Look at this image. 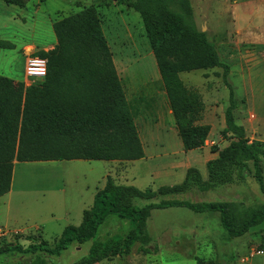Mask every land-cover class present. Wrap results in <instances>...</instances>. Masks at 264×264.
Returning a JSON list of instances; mask_svg holds the SVG:
<instances>
[{
  "label": "rangeland",
  "instance_id": "1",
  "mask_svg": "<svg viewBox=\"0 0 264 264\" xmlns=\"http://www.w3.org/2000/svg\"><path fill=\"white\" fill-rule=\"evenodd\" d=\"M122 1L130 0H24L23 7L0 1V41L12 45L0 46L1 76L23 82L26 55L54 47L53 22L92 5L100 15L101 28L128 102L137 112L150 114L148 124L139 115L137 125L141 134L145 136L151 126L164 128L153 135L156 141L151 142L152 152L157 155L154 166L139 161L100 160L15 163L11 192L0 197V226H5L7 231L0 238V247L15 244L17 235L40 236L53 244L64 227L80 224L83 210L92 205L95 191L103 187L107 176L118 184L153 191L160 186L179 184L185 177L178 168L161 176L156 174L162 165L183 163L178 153L181 140L177 134L171 135L173 129L176 132L172 128L173 117L162 93V83L141 17ZM190 5L196 28L206 34L224 65L179 74L184 85L198 91L202 97L204 111L197 123L210 126L207 146L211 152L212 147L220 150L231 142L229 135L221 134L231 94L237 124L246 115V110L264 115V0H190ZM25 45L28 46L25 48ZM253 113L250 121L254 120ZM254 128H250V133ZM251 136L262 142L263 137L258 131L255 135L250 134L249 142L253 141ZM261 163L264 169V160ZM196 166L206 179L205 165L196 163ZM246 180V185L223 186L206 192L193 190L160 196L152 201L179 199L221 205L230 201L264 203V196L252 175L246 174ZM148 203L145 199L134 200L137 207ZM201 224L211 238L203 236L189 240L190 232ZM147 229L152 252H133L122 260L113 257L99 264H196L197 259H202L204 264H234L237 260L252 259L253 255L261 254L259 251L264 252L258 247L264 237V221L240 237H231L222 228L217 211L195 213L185 207L153 209ZM128 230L127 220L111 215L98 227L94 240L122 237ZM237 239L242 240L231 242ZM20 243L28 244L26 240H20ZM91 243L90 240L71 244L58 257V264H70L86 255ZM235 246L246 249L245 253L239 256ZM27 257L17 252L4 254L0 256V264H13ZM253 260L264 264V256L256 255Z\"/></svg>",
  "mask_w": 264,
  "mask_h": 264
},
{
  "label": "trees",
  "instance_id": "2",
  "mask_svg": "<svg viewBox=\"0 0 264 264\" xmlns=\"http://www.w3.org/2000/svg\"><path fill=\"white\" fill-rule=\"evenodd\" d=\"M24 6V0H0ZM125 6L139 13L149 47L165 92L167 104L183 150L201 148L210 126L198 124L204 111L201 95L187 88L179 74L224 66L215 46L198 30L192 19L190 0H130ZM56 44L33 56L46 60V75L36 84L25 85L0 75V197L11 188L14 162L34 161H135L144 156L135 125L133 107L101 28L95 6L83 7L52 24ZM0 46H12L0 41ZM235 106L224 112L222 136L231 142L206 162L207 178L190 167L183 181L157 190H141L118 184L107 176L95 191L92 205L83 210L79 225L64 227L53 244L40 236L15 237V244L0 247V256L17 252L28 255L13 264H58V257L71 244L92 241L86 255L70 264H96L111 258L122 260L133 252H152L147 220L153 209L185 207L195 213L217 211L222 228L240 237L264 221V203H192L184 200H152L193 190L213 191L229 185H246L251 174L264 196V144L249 142L244 128L235 122ZM149 201L137 207L134 200ZM114 215L127 220L129 230L122 237L94 240L98 227ZM26 240V246L20 243ZM259 250H264V237ZM154 251L156 249L154 248ZM57 259V260H56ZM196 264H204L197 259Z\"/></svg>",
  "mask_w": 264,
  "mask_h": 264
},
{
  "label": "crops",
  "instance_id": "3",
  "mask_svg": "<svg viewBox=\"0 0 264 264\" xmlns=\"http://www.w3.org/2000/svg\"><path fill=\"white\" fill-rule=\"evenodd\" d=\"M26 46H28V45H25V48H26ZM42 49H44V48H42ZM28 56H30V55L27 54L26 55V58ZM26 58H25V60H26ZM115 68L117 70V67L116 66H115ZM23 82H25V80ZM162 93L165 96V92L163 91V88H162ZM165 99H166V96H165ZM166 102H167V100H166ZM133 111L135 113V125L137 127L139 139L141 141V144H142V147H143V151H144V156L141 159L135 160V161H139L141 163H145L146 165H149V166H154L156 164L155 158L157 157V155H154L153 152H152L154 150H152L153 149L152 148L153 146L150 147L151 146V142H155L156 141V139L153 137V135L156 132H159L161 130H164V128H162L159 125L151 126V127H148L147 128L148 131L145 134V136L142 135L141 132H140V129L138 128L137 120H138V118H140L139 115L141 114L142 115V117H141L142 118V121L143 122H146V121L149 120L150 114L148 112H146V111H144L143 113L137 112V109L136 108H133ZM246 111H247L246 112V115L240 121L238 120V122H240L239 124L242 125L243 128L245 129L247 138H249L250 134L251 135L252 134L255 135L257 133V131H258V134L263 137L261 139V141L264 142V115H259L258 116L256 114H254L252 110H246ZM252 113H253L252 116H253L254 120L253 121H250L249 118H251V114ZM170 114H171V112H170ZM146 124H148V123L146 122ZM253 127H256V128H254L253 132L250 133V128H253ZM172 128H175V124L172 126ZM259 131H260V133H259ZM174 133L177 134V131L175 132L174 129H173V133L171 135H173ZM208 138H209V135H208L207 139ZM250 138L252 140H255V137L254 136H251ZM207 139L205 141V144L201 148L193 149V150H188V151L183 150L182 143H181L178 146V150H179L178 153L181 154V156H182L181 158L183 159V163H180V164L172 163V164L162 165L161 168H160L161 171L159 170V171L156 172L157 176H161V175H163L165 173H169V172H171V170H173L175 168L182 169V171L184 173H186V170L188 168H190V167L196 168L197 167L196 166V163H199L200 165H206V162L208 160L216 158L217 157V153H212V152L209 151V148L207 146ZM207 151H209L208 154H207ZM121 162H134V161H121ZM15 163H17V162H14V164ZM199 172H200L201 176L203 177L201 171H199ZM263 174H264V172H263ZM10 192H11V188H10V190H9V192L7 194H9ZM202 226H204V224L197 225L196 230L190 232V234H189V236H190L189 240L196 239L198 237H203V236L206 239L211 238L212 235L209 234V233H207V232H205L204 231V228ZM198 228H199V231H197ZM251 239H253V238H251ZM240 240H242V239H237V241L232 240L231 242L237 243V242H240ZM235 247H236V251H237L236 253L237 254L240 253V254H238L239 256L242 253H245V251H246V249L242 250V249L238 248V246H235ZM256 255L264 256V252L262 254H256ZM256 255H253L251 257L252 259H249L248 258V259L243 260V261H241V260L238 261L237 260L234 264H262V262L259 263L256 260H253V257H255ZM96 264H99V263H96Z\"/></svg>",
  "mask_w": 264,
  "mask_h": 264
},
{
  "label": "built area",
  "instance_id": "4",
  "mask_svg": "<svg viewBox=\"0 0 264 264\" xmlns=\"http://www.w3.org/2000/svg\"><path fill=\"white\" fill-rule=\"evenodd\" d=\"M25 84H36L41 82L46 75V60L37 56L30 55L25 60ZM27 80L30 82L27 83ZM7 234L6 227L0 226V238ZM258 253H263L259 251Z\"/></svg>",
  "mask_w": 264,
  "mask_h": 264
},
{
  "label": "clouds",
  "instance_id": "5",
  "mask_svg": "<svg viewBox=\"0 0 264 264\" xmlns=\"http://www.w3.org/2000/svg\"><path fill=\"white\" fill-rule=\"evenodd\" d=\"M26 85V84H25Z\"/></svg>",
  "mask_w": 264,
  "mask_h": 264
}]
</instances>
